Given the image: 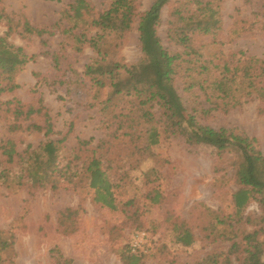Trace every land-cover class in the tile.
Here are the masks:
<instances>
[{
	"label": "rangeland",
	"instance_id": "obj_1",
	"mask_svg": "<svg viewBox=\"0 0 264 264\" xmlns=\"http://www.w3.org/2000/svg\"><path fill=\"white\" fill-rule=\"evenodd\" d=\"M72 1L0 0V10L13 18L14 25L27 20L31 25L50 28L65 5ZM89 1L95 12L106 9L109 3V0ZM152 1L137 0V11H146ZM184 3L185 0H169L161 9L160 22L156 25L162 45L172 50L176 47L167 39V21L171 12ZM260 4L259 0H214L220 19L217 35L220 44L211 45V37L207 35L196 36V44H204L206 53L220 56L234 53L235 58H239L238 52L243 51L245 55L264 58V16L259 13ZM137 26L138 17L121 39L114 34L106 35L103 48L108 53L113 50L126 64L137 62L142 57ZM20 28L18 26L8 40L28 56L35 57L15 75L18 88L2 94L0 100L16 98L24 104L36 105L41 99L57 132L52 138L67 134L66 151L74 147L78 139H91L94 145L104 136V128L99 124L97 108L85 105L86 100H91L94 89L77 78H82L84 67L97 53L86 45L79 52L74 51L72 38L58 31L51 36L38 37L21 34ZM234 29L239 35L232 33ZM5 30L4 23H0V35ZM95 31L92 29L90 35ZM61 78L70 81L60 86L55 82ZM105 91L103 89L101 98ZM183 96L188 106L196 107L202 124L254 138L256 149L264 156V111H259L258 100L248 99L226 113L213 110L204 114L202 109L210 104L203 93ZM33 120L42 122L41 117ZM7 124V120L0 119V141L12 139L18 150L27 144L35 147L44 139L36 131L9 132ZM118 150V147L112 149L113 156ZM238 161V153L230 148L217 154L211 146H189L180 136L162 139L148 155L112 163L116 178L125 177L117 190L120 205L116 210L94 203L92 191L84 184L81 188L78 186L74 169L72 174H59L54 186L46 189L1 186L0 230L13 234L12 250L3 253L1 264H59L63 259L70 264H122L118 252L127 245L131 252L144 254L143 264H191L214 249L227 248L230 242L200 235L196 230L195 243L181 247L173 241L171 220L178 216L194 227L208 210L223 218H234L231 193L237 188L233 175ZM154 191L162 195L158 205L150 204L147 197ZM131 198L133 202L125 204ZM242 214L249 219L242 227L246 230L259 227L255 219L262 210L255 201H251ZM193 216L197 221L191 219ZM218 228L229 232L228 226L218 225ZM242 256L245 253L239 254V259ZM235 257L232 256V261L238 264L240 261ZM249 260L251 264H264L263 236L259 237Z\"/></svg>",
	"mask_w": 264,
	"mask_h": 264
},
{
	"label": "trees",
	"instance_id": "obj_2",
	"mask_svg": "<svg viewBox=\"0 0 264 264\" xmlns=\"http://www.w3.org/2000/svg\"><path fill=\"white\" fill-rule=\"evenodd\" d=\"M168 1L153 0L146 11L139 13L137 0H109L107 8L99 12L94 11L89 0H73L65 5L50 28L31 25L27 20L14 25L13 18L0 10V23L6 26L0 35V96L18 88L15 75L35 57L10 42L8 36L18 26L19 32L27 36H51L58 31L72 38L74 51L79 52L86 45L97 53L77 80L83 85L88 82V88L94 89L85 105L97 108L99 124L104 128V136L94 145L91 139H78L66 151L67 134L52 138L57 132L41 99L36 105L24 104L16 98L0 100V119L8 121L9 132L36 131L44 138L35 147L27 144L22 150L12 139L0 141V187L46 189L54 186L59 174H72L74 169L78 186L84 184L92 191L94 203L116 210L120 205L117 190L125 178H116L112 163L118 159L148 155L153 146L170 136L182 137L189 146H211L217 154L230 148L239 156L233 175L237 188L231 193L234 218H223L206 208L208 212L203 213L194 227L173 216L171 230L174 243L185 248L197 240L196 230L200 235L230 242L227 248L214 249L191 264H234L233 255L240 261L238 264H251L249 256L259 237L264 238V156L256 149L254 138L202 124L196 107L188 106L183 95L203 93L210 104L202 109L204 114L213 110L226 113L252 98L258 100L259 111H264V58L245 55L243 51L238 52L239 58L234 53L220 56L206 53L204 44H196V36L205 35L211 37V45L220 44L217 39L220 19L214 0H185L183 7H176L167 21V39L176 48L164 47L156 34V25ZM259 1V13L264 16V0ZM137 17L142 57L126 64L113 50L108 53L103 48V39L108 34L121 39ZM92 29L96 31L90 35ZM235 30L232 33L239 35ZM69 81L61 78L55 83L62 86ZM103 89L105 96L101 98ZM37 117L42 118L41 123L33 120ZM116 147L119 152L113 156L112 149ZM147 197L152 205L161 203L162 195L157 191ZM251 201L259 205L262 214L255 219L259 227L246 230L242 226L249 219L242 212ZM132 202L131 198L125 204ZM191 219L197 221L194 216ZM218 225L228 226L229 232L219 231ZM12 246L13 234L0 230V264L3 253L11 251ZM242 253L245 256L239 259ZM118 256L122 264H143L144 254L131 252L128 245L119 250ZM59 264L70 261L63 259Z\"/></svg>",
	"mask_w": 264,
	"mask_h": 264
},
{
	"label": "built area",
	"instance_id": "obj_3",
	"mask_svg": "<svg viewBox=\"0 0 264 264\" xmlns=\"http://www.w3.org/2000/svg\"><path fill=\"white\" fill-rule=\"evenodd\" d=\"M135 246H136V244H134V245H133V248H132V250H134V249H135Z\"/></svg>",
	"mask_w": 264,
	"mask_h": 264
}]
</instances>
